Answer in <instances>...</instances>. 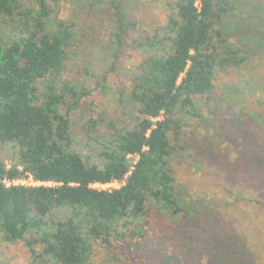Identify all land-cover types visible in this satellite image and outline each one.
Segmentation results:
<instances>
[{"label":"trees","instance_id":"16d2710c","mask_svg":"<svg viewBox=\"0 0 264 264\" xmlns=\"http://www.w3.org/2000/svg\"><path fill=\"white\" fill-rule=\"evenodd\" d=\"M69 1L62 19L59 0H0V239L21 241L30 264H90L97 244L123 240L139 253L152 211L171 222L189 215L172 166L189 149L185 118L200 116L218 72L252 54L216 27L235 9L232 0H167L165 22L132 38L144 55L121 113L80 116L74 130L89 89L77 90L63 72L83 15L108 13L113 68L138 31V1ZM29 177L42 183L3 181ZM123 179L111 190L90 186Z\"/></svg>","mask_w":264,"mask_h":264},{"label":"rangeland","instance_id":"374dc122","mask_svg":"<svg viewBox=\"0 0 264 264\" xmlns=\"http://www.w3.org/2000/svg\"><path fill=\"white\" fill-rule=\"evenodd\" d=\"M137 1L138 31L120 49L113 68L108 13L83 15L81 40L63 72L64 78L79 82L77 90L89 89L73 113L74 130L80 116L121 113L120 101L126 99L144 55L132 38L152 34L167 14V0ZM232 1L235 9L216 27L252 54L242 65L218 72L215 91L209 102L202 100L200 116L185 118L189 149L172 166L178 201L189 215L171 222L152 211L139 253L129 240L115 247L97 244L90 264H264V0ZM70 7L69 0H59L58 16L68 18ZM103 70L108 73L100 85L96 82ZM30 263L21 241L0 239V264Z\"/></svg>","mask_w":264,"mask_h":264},{"label":"built area","instance_id":"2783aa9c","mask_svg":"<svg viewBox=\"0 0 264 264\" xmlns=\"http://www.w3.org/2000/svg\"><path fill=\"white\" fill-rule=\"evenodd\" d=\"M161 117H162V115L159 116V117L152 118V120L155 121V120L160 119ZM27 179H28V181H30V183H35V184L42 183L40 181L39 182L38 181H34L31 177H29ZM25 180L26 179H14V180L3 179V181L6 183V185H9V184H12V183H27V180L26 181ZM46 183L48 184V183H51V182H46ZM123 183H124V179L123 180H112V181L105 182V183L95 182V183L91 184L90 186L94 187V188H97V189L111 190V189L119 187Z\"/></svg>","mask_w":264,"mask_h":264}]
</instances>
